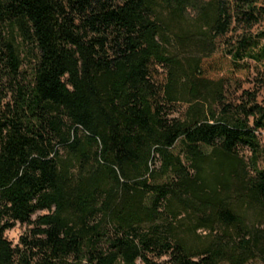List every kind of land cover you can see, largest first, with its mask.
<instances>
[{"label":"trees","instance_id":"trees-1","mask_svg":"<svg viewBox=\"0 0 264 264\" xmlns=\"http://www.w3.org/2000/svg\"><path fill=\"white\" fill-rule=\"evenodd\" d=\"M261 94L264 0H0V264H264Z\"/></svg>","mask_w":264,"mask_h":264},{"label":"rangeland","instance_id":"rangeland-1","mask_svg":"<svg viewBox=\"0 0 264 264\" xmlns=\"http://www.w3.org/2000/svg\"><path fill=\"white\" fill-rule=\"evenodd\" d=\"M210 1V0H206ZM233 77V76H232ZM230 76V78H232ZM230 81V93H234L235 97H238L243 91H253L254 85L257 84V80H259V76H257L254 72L250 73H239L235 75ZM259 102H263L264 97L261 94L258 98ZM262 143L264 144V138L262 139ZM28 231L26 226H21L17 224L14 229L6 232V239L16 246L19 242V239Z\"/></svg>","mask_w":264,"mask_h":264}]
</instances>
